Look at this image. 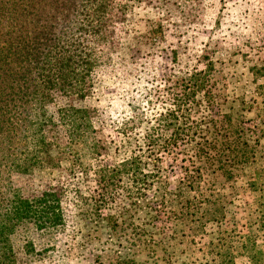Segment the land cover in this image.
<instances>
[{"label":"rangeland","instance_id":"374dc122","mask_svg":"<svg viewBox=\"0 0 264 264\" xmlns=\"http://www.w3.org/2000/svg\"><path fill=\"white\" fill-rule=\"evenodd\" d=\"M133 4L120 21L117 10L108 17L110 42L87 97L70 101L55 92L48 103L56 120L47 130L49 158L7 180L25 198L55 191L61 199V223L42 230L30 225L12 237L17 264H264V187L250 185L251 174L264 172V0ZM196 72L205 75L204 85L184 91V79ZM183 93L194 101L186 115L201 120L207 139L224 142L243 126L259 145L255 162L239 163L235 179L217 170L181 190L183 202L205 203L208 214H178L181 185L169 167L172 156L160 161L164 171L152 191L161 193L148 197L152 207L132 205L128 177L118 182L126 187L99 198L102 170L144 146L148 128ZM67 105L86 108L93 126L73 141L59 117ZM130 119L136 125L124 132ZM227 121L233 128L225 136Z\"/></svg>","mask_w":264,"mask_h":264},{"label":"trees","instance_id":"16d2710c","mask_svg":"<svg viewBox=\"0 0 264 264\" xmlns=\"http://www.w3.org/2000/svg\"><path fill=\"white\" fill-rule=\"evenodd\" d=\"M141 1L118 4L116 0H0V264H17L12 237L19 230L30 229V225L37 230L50 229L61 223L57 192L44 191L34 198H25L7 180L12 172H30L49 158L47 130L56 120L47 111L48 103L55 92L70 101L87 97L91 77L102 65V55L110 42L109 15L117 10L116 21H120L133 3ZM204 76L197 73L184 79V91L204 85ZM193 102L191 95L181 94L174 107L160 113L154 128H148L144 146L135 149L126 162L102 170L100 184L104 193H99V198L113 194L109 192L111 187H126L118 182L128 177L131 182L125 190L132 205L137 208L144 201L152 207L156 202L148 197L161 193L159 187L152 191L164 171L160 161L172 156L169 167L176 171V181L181 185L176 186L178 214L198 210L208 214L203 209L205 203L183 202L181 190L192 188L205 174L217 170L225 179H235L239 163L255 162L259 140L255 147L243 126L235 128L234 138L228 137L224 142L216 137L207 139L201 120L185 113ZM59 115L71 141L93 130L86 108L67 105L60 108ZM227 122L225 136L233 128V123ZM123 124L127 132L125 129H133L136 122L130 119ZM187 161L191 163L186 164ZM257 177V173L250 175V185L262 191L264 172ZM97 207L100 214L101 199ZM25 241L28 242L27 236Z\"/></svg>","mask_w":264,"mask_h":264}]
</instances>
